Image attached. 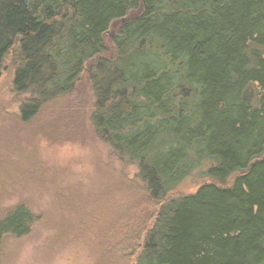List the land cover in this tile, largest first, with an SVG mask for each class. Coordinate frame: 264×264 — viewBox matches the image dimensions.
Segmentation results:
<instances>
[{"label": "trees", "instance_id": "obj_1", "mask_svg": "<svg viewBox=\"0 0 264 264\" xmlns=\"http://www.w3.org/2000/svg\"><path fill=\"white\" fill-rule=\"evenodd\" d=\"M7 62L22 125L84 85L121 166L92 264H264V0H0ZM38 220L2 212L0 250Z\"/></svg>", "mask_w": 264, "mask_h": 264}, {"label": "rangeland", "instance_id": "obj_2", "mask_svg": "<svg viewBox=\"0 0 264 264\" xmlns=\"http://www.w3.org/2000/svg\"><path fill=\"white\" fill-rule=\"evenodd\" d=\"M8 65L0 77V214L23 202L39 220L27 236L3 242L0 264H92L94 233L123 203L117 193L121 166L92 136L86 122L90 95L84 85L75 98L22 125L23 97L12 92L14 72ZM76 102L79 109L73 106ZM71 119L77 126L73 130H85L77 138L61 135ZM134 173L129 168L128 178ZM199 184L188 182L177 193H194Z\"/></svg>", "mask_w": 264, "mask_h": 264}]
</instances>
